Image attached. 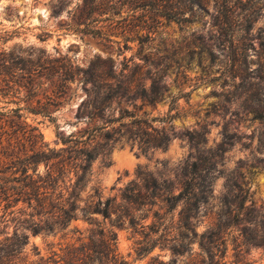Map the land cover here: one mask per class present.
<instances>
[{
  "label": "rangeland",
  "instance_id": "374dc122",
  "mask_svg": "<svg viewBox=\"0 0 264 264\" xmlns=\"http://www.w3.org/2000/svg\"><path fill=\"white\" fill-rule=\"evenodd\" d=\"M0 52V65L10 60L0 67V110L22 108L15 123L12 112L0 116L1 175L15 176L1 163L11 161L4 153L29 150L32 140L41 145L32 126L52 149L95 154L78 200L85 214L77 212L66 229L35 235L26 216L8 215L2 205V234L28 235L24 259L55 264L67 245L110 229L127 264L155 257L217 264L199 237L185 241L184 255L136 251L153 212L125 201L123 190L136 185L158 209L191 182L210 187L192 222L199 233H220L223 263L264 264V0H0ZM44 109L47 115L34 112ZM147 123L165 130L166 147L153 145L160 134ZM144 177L169 189L151 197ZM99 199L112 200L110 218L93 213ZM180 209L160 212L177 222Z\"/></svg>",
  "mask_w": 264,
  "mask_h": 264
},
{
  "label": "trees",
  "instance_id": "16d2710c",
  "mask_svg": "<svg viewBox=\"0 0 264 264\" xmlns=\"http://www.w3.org/2000/svg\"><path fill=\"white\" fill-rule=\"evenodd\" d=\"M167 16L177 19L171 12L167 13ZM0 53L3 57L6 55L5 52ZM2 60L1 57L0 61ZM8 62L10 60H4V64L0 67H6ZM2 74L0 68V82L4 81ZM21 109V107H16L8 111L0 110V116H9L8 114L12 112V121H18L22 118ZM34 112H43L44 115H47L45 109ZM25 125L28 126L29 124L26 123ZM148 126L152 127L150 124ZM3 128L4 126L0 124V134L4 132ZM152 129L160 134L153 141V145L166 147L169 137L165 130L158 131L153 127ZM31 131L38 132L36 136L41 138L39 147H36L38 141L32 140L29 150L20 154L17 153V155L6 152L4 155H7L6 158H11V161L1 160L5 170L15 169V176L1 175V172L4 171L0 170V208L3 205V209L10 210L8 215L26 216L24 218L26 228L35 235L41 232L55 234L66 229L73 220H77V212L85 214L86 209L80 206L78 200L92 175L91 166L95 154L89 148L52 149L43 141V135L37 126H32ZM63 142L66 144L67 141L63 139ZM65 152H68L67 156L63 154ZM74 152H78L81 156L75 157ZM78 160H80L79 163ZM51 161L53 163L49 166L48 163ZM42 163H45L47 167L43 174L39 170ZM72 170L75 172V179L69 177ZM143 180L146 190L152 191L151 197L158 190L169 189L168 185H159L154 179L150 180L144 177ZM209 193L208 184L197 186L188 182L179 193L164 197V206L158 205L159 208L154 209L158 203L152 199H143L136 185L126 187L122 192V198L125 201L133 203L139 208L148 207L146 210L149 213L153 212L152 222L148 225H141L140 234L144 237L137 241V254L145 256L153 252L156 247H160L161 249H169L175 255H184L189 246L185 241L188 238L199 237V247L202 252L210 254L213 261H216L217 255V264H224V250H222L221 255L216 253L221 251L219 247L223 244L222 241H219L221 239L220 233L217 234L215 231L209 230L199 233L192 222L208 202ZM20 203L24 206L15 208ZM111 203V199L105 202L99 199L92 207V211L104 219H108L112 215ZM180 205L181 209L177 222L167 221L160 212L165 208V212L171 213ZM20 216L14 219H20ZM128 221L133 226L136 224L135 218L130 217V215H128ZM87 239L88 241H81L80 246L77 247L74 244L67 245L65 255L57 256L60 260L53 262L55 264H59L60 261H63V264H127L124 260L120 261L115 254L117 235L114 230L101 229L98 232H93ZM27 244L28 235L26 234H19L14 230L12 234L3 235L0 231V264H49L50 257L48 259L40 257L38 261L24 259L21 254ZM148 264H176V259L163 261L159 260V257H155Z\"/></svg>",
  "mask_w": 264,
  "mask_h": 264
}]
</instances>
